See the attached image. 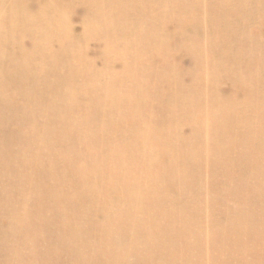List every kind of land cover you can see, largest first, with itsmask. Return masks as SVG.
Segmentation results:
<instances>
[{
    "label": "bare ground",
    "instance_id": "bare-ground-1",
    "mask_svg": "<svg viewBox=\"0 0 264 264\" xmlns=\"http://www.w3.org/2000/svg\"><path fill=\"white\" fill-rule=\"evenodd\" d=\"M41 1L54 3L55 7L45 5L43 9L40 8L42 12L51 13L47 19L52 18V26L74 29L71 21L64 20L68 12L64 0ZM158 1L162 3L164 0ZM166 1L177 19L191 17L186 12L189 2H192L198 13L204 8V0ZM89 2L93 4L94 0ZM38 3L39 0H36L33 5L29 4L28 10L27 7L14 11L7 8L2 13L0 33L5 35L0 42V52L5 50L7 54L0 56V70L13 72V69H22L21 66L10 68L7 63L11 56V45L18 37L16 45L23 49L18 52L14 50L13 58L35 57L37 61L40 46L49 51L54 59L61 55V51L56 48L51 52L47 29H39V14L35 17V11L39 12V7L36 8ZM247 5L248 0H211L210 14L216 25L204 30L205 39L216 37L218 31L215 29H223V36H229V39L225 37V41L222 40L224 44L228 39L224 48L217 47L219 41L217 44L210 41L205 61L209 62V71L218 74L229 85L222 90H213L209 98L203 99L199 95L198 103L184 106L183 101L190 100L192 94L164 96L157 93V97H150V88L142 84L143 73H137L139 77L132 79L118 82L109 80L102 86L97 85L99 92L103 93L102 102L106 111L109 106L130 105L150 107L142 109V114L151 112L153 107H159L160 111L150 113L147 117L154 124L138 128L134 126L135 119L128 118L118 127L119 134L115 141L108 144L111 150L105 157L108 168L96 173L105 183L110 184L107 186L109 196L105 208H101L90 193L86 192L84 197L79 194L78 169L75 166L60 176L64 184L69 185L70 193L64 196L49 193L39 202L44 222L46 219L61 231V241L56 247L68 248L67 257L59 254L60 262L99 264L104 258L107 264H264V49L251 55L243 50L245 46H237L238 42L244 44L243 39L251 36L252 29H264V15L246 22L232 17L234 10L241 12L244 18L248 17ZM86 7L91 9L87 3ZM118 8L121 12L125 11L124 5ZM138 8L141 13L153 18L155 12L151 9L161 10L163 6L147 0L139 3ZM109 17L119 19L120 15L112 13ZM176 27L180 28L178 25ZM29 29L38 30L30 33ZM193 29L202 36V29L198 26ZM107 30L117 46L112 48L114 58L105 57L104 70L118 73L125 72V69L123 65L114 63L117 56L135 59L140 54L144 59L145 50L149 52L160 48L164 51L168 47L167 42L171 40V35H166L164 29L162 32L155 29V34L149 36L153 37L156 44L150 45L149 49L140 48L139 44L147 36L140 34L138 37L137 29ZM24 35L32 38L34 50L30 51L21 44L20 39ZM158 35L160 40L156 38ZM262 35L264 37V32ZM51 36L56 37L55 34ZM131 37H138V40L133 43ZM235 42L236 45H233ZM223 44L219 43V46ZM95 46L93 56L104 55L102 44L97 43ZM213 61L216 63L213 64ZM217 61L220 65H217ZM128 72L132 73L133 70ZM156 74L154 70L148 72L150 77ZM213 85L214 82L209 85L203 79L194 84L193 92H207ZM48 86L50 89L55 88L54 83ZM125 87L132 90L136 87L139 95L122 94L121 90ZM196 98L193 94L192 102ZM1 101H4V97ZM248 101H254V105L244 104ZM203 102L211 113L201 115V124L205 122V126H195L198 129L196 131L190 128L192 122L185 119L181 112L187 108L200 110L202 107L198 104ZM62 103L59 97L56 105ZM97 105L98 100L93 99L81 106L87 109ZM66 106L71 109L72 105L67 102ZM97 117L104 120L106 115L99 113ZM6 125L11 131L25 130L16 123ZM98 128L105 136L109 135L105 126L98 125ZM60 144L64 158L76 153V140ZM183 147L188 149L182 150ZM42 155L47 158V155ZM37 168L39 172H45L47 177L57 178L59 173L65 172L61 164L52 166L50 171L42 170L41 164ZM204 173L208 176V185H194V181H200ZM175 179L181 180L182 184L179 185L182 186H175L178 185L174 184ZM205 200H208V204H205ZM7 203L18 208L23 202L20 196L13 197L11 202L0 201V217L1 212H7ZM250 205L256 208L262 206L259 214L261 231L256 234L248 233L250 222L256 219L251 211L246 210ZM83 210L85 212L80 216ZM97 215L104 217V224L108 222L107 238H104L106 244H99L95 251L87 247L86 252H83L74 245L73 240L80 228L96 231ZM204 224H208L206 230ZM68 233L72 236L68 237ZM117 235L120 239L115 238ZM87 244H92V241L89 240Z\"/></svg>",
    "mask_w": 264,
    "mask_h": 264
},
{
    "label": "rangeland",
    "instance_id": "rangeland-1",
    "mask_svg": "<svg viewBox=\"0 0 264 264\" xmlns=\"http://www.w3.org/2000/svg\"><path fill=\"white\" fill-rule=\"evenodd\" d=\"M89 1L64 0V6L68 11L64 20L71 21L74 29H59L58 26L51 25L52 18L47 19L51 13L41 11L45 5L55 7L54 3H42L39 0L36 7H39V12L35 11V17L39 14V29H47L51 41V52L53 48H56L61 51V55L54 59L49 51H45L40 46L37 61L35 57L17 56L13 58L14 50L18 52L23 49L16 45L18 37L11 45V56L7 59L9 65L6 64L10 68L21 66L22 69L19 71L13 69V72L12 70H0V192H3L0 193V201L11 202L13 197L20 196L23 202L18 208L12 203H7V212H1V217L5 216V218L0 217V264H63L59 261V254L67 257L68 248L56 247V244L61 241V231L46 219L44 222L45 217L40 212L39 202L44 200L49 193L54 196L69 194V185H65L60 176L67 174L75 166L78 169L79 194L84 197L86 192L90 193L96 203L101 208H105L109 196L107 186L110 184L105 183L96 173L103 168H108L105 162L106 155L111 152L108 144L115 141L119 134L118 127L128 118L135 119V128L154 124L148 121L147 117L150 113L160 111L159 107H153L151 112L146 111L144 114L141 113L142 109L147 110L150 107L109 106V110L106 111L102 102L103 93L99 92L97 85L102 86L109 80L118 82L132 79L139 77L137 73H143L142 84L150 88L148 92L150 97H157V93L164 96L192 94L190 100L183 101L184 106L198 103L199 95L203 96V99L209 98L213 95V90H222L229 85L223 82L218 74L209 71V62L205 61L210 49V41L214 42L213 44L219 41L217 47L224 48L229 39V36H225L228 39L223 44L222 40L225 41L223 29H215L218 31L216 37L212 35L215 40L210 37L205 39L204 30L212 29L211 26L216 25L214 17L210 14L211 0H204V8L200 13L195 10L192 2L187 3L186 12L191 14L189 19H177L166 0L162 3L158 0H148L163 6L161 10L151 9L153 13L155 12L153 18L139 11L138 4L145 3L147 0H94L93 4ZM35 2L36 0H0V17L7 8L14 11L17 8L27 7L28 10V5L31 3L33 5ZM86 3L91 9H87ZM248 3V17L244 18L242 13L236 10L232 13V17L246 22L249 19L257 20L264 15V0H248ZM121 5L125 6L123 12L118 8ZM94 7L98 9L93 10ZM112 13L116 16L120 15V18L109 17ZM14 16H16L15 13ZM26 16L30 17L29 14ZM0 22H3L2 18ZM64 26H66L65 23ZM195 26L203 30L202 36L193 31ZM107 29L116 31L137 29L138 37L140 34L147 36V39L139 44L140 48L149 49L150 45L156 44L153 37L149 36V34H155V29L159 32L164 29L166 35H171V40L167 42L168 47L164 51L160 48L149 52L145 50L144 59L140 54L135 59L117 56L114 63L118 66L123 65L125 72H112L104 70L105 57L114 58L112 48L116 47L117 43H114ZM37 30L29 29V32ZM262 32L264 29H252L251 36L243 39L244 44L238 42L237 46L239 44L241 47L245 46L243 50L255 55L264 49ZM51 34H55L56 37H52ZM69 34H71L70 37ZM4 35L0 33V42L4 40ZM138 37H131L133 43L138 40ZM176 37L178 38L175 39ZM156 38L160 40L159 35ZM20 42L30 51L34 50L30 36L24 35ZM236 42L233 45H236ZM97 43L102 44L104 55L94 57L93 51ZM219 43L223 46H219ZM1 47L2 44L0 49ZM6 54L5 50L3 53L0 52V56ZM214 63L216 62L213 61ZM217 65H220L219 61ZM130 69L133 70L132 73L128 72ZM150 70L156 71L155 77L148 76ZM3 78H11V80ZM203 79L209 85L214 82V85L207 92L201 94L193 92L194 84ZM9 83L12 85L9 86ZM49 83H54L55 88L50 89ZM211 88L212 91H210ZM121 93L139 95L136 87L133 90L125 87ZM193 94L197 96L194 102H192ZM2 97L4 101H1ZM59 97L63 103L56 105ZM93 99L98 100L97 106L82 108V103L87 105ZM67 102L72 105V115H70L71 109L66 106ZM244 104L254 105V101ZM200 105L202 107L200 110L187 108L181 112L185 119L192 122L193 125L191 124L190 128L196 131L198 130L196 127L205 126V122L201 124V115L211 113L205 102L198 104L199 107ZM99 113H104L106 118L104 120L98 118ZM9 123H16L19 127L23 126L25 130L11 131L6 125ZM98 125L105 126L109 135L105 136ZM71 140L77 141L76 153L64 158L61 154L63 148L60 143ZM187 149L188 147L182 148V150ZM42 154L47 155L48 159ZM39 164L45 171H50L52 166L61 164L65 172L59 173L57 178L47 177L45 172H39L37 168ZM174 184L182 186L179 185L182 181L175 179ZM206 184L208 185L206 173L200 181H194V185H201V187ZM97 186L100 187L96 189ZM184 192L189 193V191ZM211 203L210 199V205ZM205 204H208V200H205ZM246 210L251 211L256 217L250 222L248 233L256 234L257 231H261L259 214L262 206L256 208L255 205H250ZM84 212L85 210L81 211L80 216ZM95 219L96 231L80 228L73 240L74 245L83 252H86L87 247L95 251L99 244H106L104 238H107L108 222L104 224L103 216L97 215ZM207 227L208 224H204V230ZM67 236L71 237L72 234L68 233ZM115 238L120 239V236L117 235ZM89 240L92 241L90 245L87 244ZM107 263L108 261L104 258L99 262V264ZM80 264L92 263L81 262Z\"/></svg>",
    "mask_w": 264,
    "mask_h": 264
}]
</instances>
